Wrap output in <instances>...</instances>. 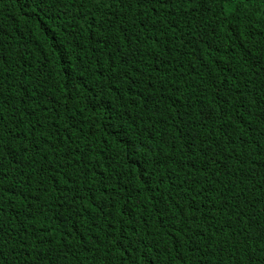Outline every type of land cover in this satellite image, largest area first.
<instances>
[{"label":"trees","instance_id":"trees-1","mask_svg":"<svg viewBox=\"0 0 264 264\" xmlns=\"http://www.w3.org/2000/svg\"><path fill=\"white\" fill-rule=\"evenodd\" d=\"M0 264H264V0H0Z\"/></svg>","mask_w":264,"mask_h":264}]
</instances>
